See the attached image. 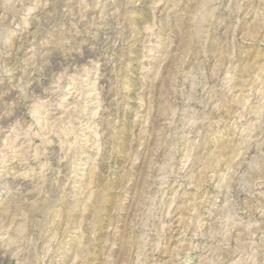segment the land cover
Wrapping results in <instances>:
<instances>
[{"label":"rangeland","instance_id":"rangeland-1","mask_svg":"<svg viewBox=\"0 0 264 264\" xmlns=\"http://www.w3.org/2000/svg\"><path fill=\"white\" fill-rule=\"evenodd\" d=\"M0 264H264V0H0Z\"/></svg>","mask_w":264,"mask_h":264},{"label":"bare ground","instance_id":"bare-ground-1","mask_svg":"<svg viewBox=\"0 0 264 264\" xmlns=\"http://www.w3.org/2000/svg\"><path fill=\"white\" fill-rule=\"evenodd\" d=\"M55 62H56V61H55ZM100 66H101V65H100ZM92 72H93V71H92ZM93 75H94V74H93ZM84 79H85V78H84ZM58 84H59V83H58ZM58 86H59V85H58ZM78 88H79V86H78ZM66 89H67V88H66ZM40 91H41V90H40ZM81 95H82V94H81ZM86 96H87V95H86ZM33 97H34V96H33ZM88 98H89V97H88ZM81 100H82V99H81ZM35 101H36V100H35ZM77 109H78V108H77ZM78 111H79V110H78ZM65 112H66V111H65ZM52 113H53V112H52ZM52 113H51V114H52ZM78 113H79V112H78ZM54 115H55V114H54ZM67 115H68V114H67ZM45 116H46V115H45ZM46 117H47V116H46ZM47 127H48V126H47ZM52 132H53V131H52ZM23 134H24V133H23ZM21 136H22V135H21ZM17 137H18V136H17ZM19 137H20V136H19ZM46 137H47V136H46ZM21 139H22V138H21ZM16 140H17V139H16ZM22 141H24V140H22ZM22 141H21V142H22ZM12 142H13V141H12ZM8 144H9V143H8ZM27 144H28V143H27ZM27 144H26V145H27ZM47 144H48V143H47ZM3 145H4V144H3ZM8 146H9V145H8ZM16 146H17V145H16ZM19 146H20V145H19ZM22 147H23V146H22ZM28 147H29V146H28ZM15 149H16V148H15ZM19 150H20V149H19ZM10 151H11V150H10ZM16 151H17V150H16ZM12 152H13V151H12ZM23 153H24V152H23ZM23 153H22V154H23ZM16 156H17V155H16ZM18 156H19V155H18ZM20 157H21V156H20ZM27 158H28V157H27ZM21 159H23V158H21ZM23 161H24V160H23ZM26 161H27V160H26ZM26 163H27V162H26ZM23 167H24V166H23ZM4 254H5V253H4ZM1 257H2V256H1ZM2 259H3V258H2ZM5 261H6V260H5Z\"/></svg>","mask_w":264,"mask_h":264}]
</instances>
